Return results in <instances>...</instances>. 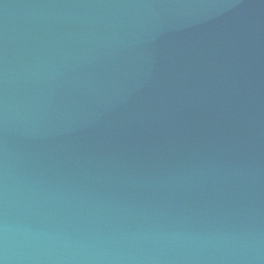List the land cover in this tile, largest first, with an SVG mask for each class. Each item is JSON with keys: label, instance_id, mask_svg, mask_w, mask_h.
Listing matches in <instances>:
<instances>
[{"label": "water", "instance_id": "water-1", "mask_svg": "<svg viewBox=\"0 0 264 264\" xmlns=\"http://www.w3.org/2000/svg\"><path fill=\"white\" fill-rule=\"evenodd\" d=\"M0 264H264V0H0Z\"/></svg>", "mask_w": 264, "mask_h": 264}]
</instances>
